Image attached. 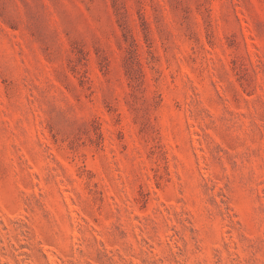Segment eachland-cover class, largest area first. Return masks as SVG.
Masks as SVG:
<instances>
[{
	"label": "rangeland",
	"instance_id": "rangeland-1",
	"mask_svg": "<svg viewBox=\"0 0 264 264\" xmlns=\"http://www.w3.org/2000/svg\"><path fill=\"white\" fill-rule=\"evenodd\" d=\"M0 264H264V0H0Z\"/></svg>",
	"mask_w": 264,
	"mask_h": 264
}]
</instances>
